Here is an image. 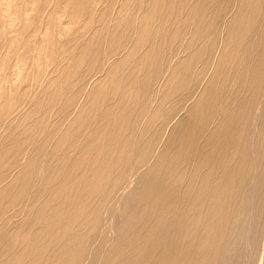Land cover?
Wrapping results in <instances>:
<instances>
[{
    "label": "bare ground",
    "instance_id": "bare-ground-1",
    "mask_svg": "<svg viewBox=\"0 0 264 264\" xmlns=\"http://www.w3.org/2000/svg\"><path fill=\"white\" fill-rule=\"evenodd\" d=\"M263 249L264 0H0V264Z\"/></svg>",
    "mask_w": 264,
    "mask_h": 264
},
{
    "label": "rangeland",
    "instance_id": "rangeland-1",
    "mask_svg": "<svg viewBox=\"0 0 264 264\" xmlns=\"http://www.w3.org/2000/svg\"><path fill=\"white\" fill-rule=\"evenodd\" d=\"M263 252H264V249L262 250ZM261 264H263L262 262H264V259H263V257H264V253H261Z\"/></svg>",
    "mask_w": 264,
    "mask_h": 264
}]
</instances>
